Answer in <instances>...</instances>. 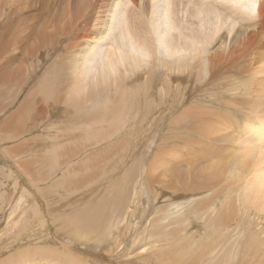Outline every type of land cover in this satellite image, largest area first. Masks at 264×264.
I'll list each match as a JSON object with an SVG mask.
<instances>
[{"label": "rangeland", "instance_id": "1", "mask_svg": "<svg viewBox=\"0 0 264 264\" xmlns=\"http://www.w3.org/2000/svg\"><path fill=\"white\" fill-rule=\"evenodd\" d=\"M8 1L9 4L12 2L7 0V5ZM60 1L63 4L62 0H54L53 4L58 5L55 7L62 6ZM6 6L5 11L0 10V25L5 20H13L12 15L5 17L9 10V5ZM11 8L12 14L14 8ZM20 32L15 29L7 31L5 36L10 44L0 52V67H8L0 75V264H21L19 253L23 248H36V245L58 249L59 255L61 252H70L86 264H218L217 260L207 263L209 257H203V248L197 244L198 240H193L195 231L202 234L200 239H203L205 230L197 222L186 226L188 222H182L180 217H185L184 214L191 210V201L195 202L197 198L207 200L205 205L211 208L207 211L209 217L212 208L219 209L225 205L223 194L210 197L208 194L193 195L177 191V185H185V178L178 183L163 178L160 183L154 176L152 164L163 156L169 157L167 163L171 161L168 154L171 150L180 158L185 155V151L181 150L182 144L178 145L186 139V124L191 122V127L200 124L201 133L207 128V115L215 112L217 98L222 92L221 76L217 73L204 75L199 68L173 69L167 81L164 70L157 68L147 71L144 77H127L126 80L112 82L103 96L101 93L104 90L100 87V97L97 94V99L94 98L98 100L97 103L82 104L79 100L83 91L80 94L75 92V86L66 71L68 54L72 50L67 44L69 42L63 39L64 42L60 41V44L53 46L47 43L44 48L43 43V47L39 44L42 40L40 36H31L27 42V47L31 49L27 48L25 52L22 51L25 45L15 38L17 35L20 39ZM58 45L62 50H59ZM47 70L59 73V79H63L56 86L51 101L44 93L31 90L33 86H39L38 81ZM5 76H11V84L5 83ZM195 80L196 85L193 83ZM179 88V93L184 92L188 96L178 93L177 97L174 91ZM170 92H174L175 96ZM134 93L135 98L132 96ZM191 96L195 100H190ZM205 104H208L207 107ZM176 117L181 122L176 121ZM166 171L171 173V170ZM183 185L182 190L186 188ZM103 203L107 209H99V215L102 218L100 226L105 232H101L99 226L80 227V212L88 206L99 207ZM124 213L125 217L122 216ZM170 214H178L179 219L171 225L164 224L163 220H169ZM236 214L238 217L233 219V224L221 222V233L226 229L229 231V228L237 230L236 223L239 222L238 233L249 240L246 233L254 230L255 223L247 213L243 219L241 212ZM226 217L224 221L230 219ZM73 222L78 223L76 225ZM118 236L119 240H115ZM233 238H220L218 241L224 243ZM253 242L232 247L235 254L224 257L220 264H264V232L258 234V240ZM190 248L197 250L191 252ZM28 253L31 259L27 264L71 263L70 257L55 261ZM100 253L105 256H99ZM219 255L221 257V252Z\"/></svg>", "mask_w": 264, "mask_h": 264}, {"label": "bare ground", "instance_id": "2", "mask_svg": "<svg viewBox=\"0 0 264 264\" xmlns=\"http://www.w3.org/2000/svg\"><path fill=\"white\" fill-rule=\"evenodd\" d=\"M62 1L63 4L60 1L62 6L55 7L57 4H53L54 0H12L10 4L8 1L9 6L7 0H0L2 6L0 10L5 11L4 7L6 5L9 7L5 17L8 18L10 15L13 17V20L9 22L5 20L0 25V30H3L0 34V52L10 44L5 34L9 30L13 31V29L21 31L20 39L17 38V35L15 38L25 45L22 51L30 48L27 47V42L31 36L41 37L45 42H42L41 39H38L41 40V42H38H40V45L43 43L44 48L47 43H52L55 46L63 39L67 40L69 42L67 44L70 45L72 50L68 54L67 70L64 69L65 67L62 69L67 71L71 82L74 84L73 86H75V92L80 94L83 91L79 100L82 104L97 103L98 100H94V98L97 94L98 98L100 97V87L104 90V93H101L103 96L112 82L123 81L127 77H144L147 71L157 68L164 70L167 81L170 73H173V69L199 68L204 75L208 76L209 73L220 75V79H223L221 81L223 87L220 86L222 92L217 98L213 115L205 114L208 120L207 128L205 127L206 129L201 133L200 124H194L192 127L190 126L191 122L189 125L186 124L191 128L185 125L184 136L186 139L178 145L182 144L181 150L182 152L185 151L183 152L185 155L181 153L183 157L180 158L173 152L174 150H171L168 153L171 161L168 160L167 163L169 157L165 158L162 155L161 160L152 161V169L158 182L163 178H167V180L178 183L182 178H185V185H182L186 188L182 190V185H177V191L190 192L193 195L205 194L204 196H206L208 194L210 197H213V194H223L225 205L219 209L212 208L209 217L207 211L211 208L210 206L206 207L207 200L205 198H197L195 202L191 201L189 215L187 213L184 214L185 217L188 215L186 218L183 215L180 217L182 222H188L186 226L197 222L198 226L205 230V234L202 236L203 239H200L202 234L195 231L193 235L196 239L193 238V240H198L197 244H200L203 248V257L205 259L209 257L207 263H214L216 260L219 261L218 264H220V261L223 263L222 259L224 257H232L233 253L235 254L232 247L252 244L253 241L258 240V234L264 232V0ZM11 6L14 8L12 14L11 10L13 9ZM67 44L65 45L69 46ZM57 47L59 48V45ZM21 54L23 55V53ZM21 58L20 60H22ZM24 60L26 59L24 58ZM35 61H37L36 57ZM4 68V66L0 67V75L8 67ZM23 71L25 70L23 69ZM63 71L62 73H64ZM9 77H3L6 79L4 80L5 83L8 82L7 84L12 83V80L11 83L9 82ZM59 78V73L55 74L53 70H47L39 79V86H33L31 90L32 92L38 90L39 93H44V95L50 97L51 101V97L56 93V86L63 80ZM196 82L195 80L193 83L196 85ZM180 88L178 91H174L177 97H179ZM220 88L219 90H221ZM164 91L167 92V90ZM184 91L186 92V90ZM135 94H132L134 98L136 97ZM179 94L187 95L184 92ZM172 98L175 99L176 97ZM51 104L53 103L51 102ZM193 105L195 106L194 103ZM207 105L205 104L206 107ZM185 109L187 108L185 107ZM187 115L191 116L190 114ZM197 115L199 116V114ZM180 119H184V117ZM175 120L178 121L177 117ZM185 120H187L186 116ZM178 133H175V135H178ZM166 170H171V173ZM115 199H118V197ZM23 200L25 201L24 198ZM92 204H90L91 207ZM105 206L107 205L103 203L99 207L89 208L88 206V208L83 209L80 212L81 215L78 216L80 218L79 226H99L100 231H104V228L100 226L102 218L99 215V209H107ZM239 212L242 214V219L246 217L247 213L249 217H252L251 221L255 223L254 230L246 233L249 240L243 234L238 233L240 231L238 230L240 227L239 222L236 223L237 230H231L225 225L229 228V231L226 229L224 233H221L223 226L221 222L228 225L233 224V219L238 217L236 213ZM124 215L125 213L122 216ZM190 215L192 218H190ZM226 216L230 219L224 221ZM168 217L169 220H163L164 224L171 225L179 219L178 214H170ZM104 218H107V216ZM184 218L185 220H183ZM198 220H203V222ZM73 223L77 225L78 222ZM65 225L67 226V224ZM119 236L115 240H119ZM233 236L236 237L233 238ZM220 238L233 239L232 241L226 240V242L220 243L218 241ZM181 245L184 246L183 243ZM36 246V248L28 247L27 250L35 253L41 259L48 257L59 261L61 257H70L71 263L68 264H86L80 259L77 260L78 256L70 252H61V255H59L58 249L53 250L50 247ZM155 246L157 245L155 244ZM155 246L154 249H156ZM192 249L194 248L189 250L191 252L197 250V248L196 250ZM27 250L23 248L22 252L19 253L21 264H27L31 259V255ZM181 250L179 253H181ZM214 250L216 251L214 252ZM188 255L186 254V256ZM61 264L66 263L63 261Z\"/></svg>", "mask_w": 264, "mask_h": 264}]
</instances>
